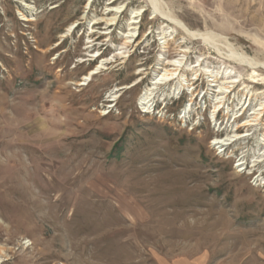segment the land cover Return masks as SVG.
Returning a JSON list of instances; mask_svg holds the SVG:
<instances>
[{
	"label": "rangeland",
	"instance_id": "1",
	"mask_svg": "<svg viewBox=\"0 0 264 264\" xmlns=\"http://www.w3.org/2000/svg\"><path fill=\"white\" fill-rule=\"evenodd\" d=\"M230 44L264 60V0H0V264H264V115L214 144L264 102Z\"/></svg>",
	"mask_w": 264,
	"mask_h": 264
},
{
	"label": "bare ground",
	"instance_id": "2",
	"mask_svg": "<svg viewBox=\"0 0 264 264\" xmlns=\"http://www.w3.org/2000/svg\"><path fill=\"white\" fill-rule=\"evenodd\" d=\"M140 13V12H138ZM162 13V11H161ZM164 14V13H163ZM166 16V14H165ZM133 18H136V14L133 16ZM130 21L131 24L133 23H138V19H133ZM170 18V17H169ZM175 18V17H174ZM115 18H112V20ZM172 20V19H171ZM174 20V19H173ZM172 20V21H173ZM178 20V19H177ZM175 21V20H174ZM179 21V20H178ZM183 31L186 35H188L189 37H191L192 39H200V40H204V41H213L214 42V37L215 34L213 36L212 33H206V32H201V31H197V30H191L190 28H188V26H186L184 24V26H182ZM131 29H136V27H132ZM212 32V31H211ZM133 33H136L133 32ZM130 36H133L130 35ZM218 36V35H217ZM131 40V38H130ZM210 44V43H209ZM212 44V43H211ZM226 47V46H225ZM228 47L231 49L229 53H225L226 57L230 60L233 61H237L242 65L248 66L251 68L252 70V81L253 82H258V78L259 76H262V74H259L258 70L259 69H264V60L263 61H257V59L255 60V58H251L250 56H248L245 53H239L237 52L235 49H233L231 47V44L228 45ZM217 49L219 50V52H222V50L217 47ZM184 52V55H182V57H175V58H171V59H166V62H164L165 64L167 63V65H169V67H163V69H161V71L153 78L152 80V85L150 87H148L147 90H145V92H143L140 97H139V102L146 108V107H150L153 105L152 101H156V97H157V93H156V85L159 84H168L170 82L176 81L177 83V87L176 90L178 92H180L181 89L184 88V86H190L189 81L186 79L185 74H181L180 70L182 69V67H184L185 65V58H186V52L187 49H183L182 50ZM223 53V52H222ZM236 62V63H237ZM199 65H201V63H199ZM101 68V65H99V67L97 69ZM162 68V67H160ZM227 69V68H226ZM98 70H94L93 73H97ZM198 70H195V74L197 75ZM211 78L209 79V81H211V86H216L218 88L219 93L217 94V99H218V103L214 106L215 110H219L220 107H224L227 105V103H229L228 101H230V96L233 93V91L235 90L237 83L240 81L241 79L239 78L238 75H235L234 72H229L228 70L226 72L223 73V75L220 77L223 78L222 81H220V83L218 84H213L216 80H218L219 75H209ZM88 77V76H87ZM264 79V77H263ZM241 85V84H240ZM248 87L245 86L242 90L246 91V97H245V101L242 104L239 112L242 111V114H247L248 112H246L247 110H251L250 115H248L246 118L242 117V121L238 122L237 118H238V112L237 113H233L232 115H229L230 117L228 119L234 118V122L235 124L230 126L228 128V130H230L229 133H227V135L225 136V138H219V140H215L214 144H218L220 145L219 147H226L229 146L231 144H233L234 142H236V140L242 139V138H246V136H248L250 134V129L246 130V132H242L239 131L240 128L242 127H249L252 126L253 128H259V125L262 122V116L264 115V102L257 104L255 106L252 105V100L253 97H255V95H257V93L252 92L251 90L247 89ZM249 94H251L250 96V101L247 103V99ZM229 105V104H228ZM229 106H227L228 108ZM189 109V108H188ZM229 109V108H228ZM226 109V110H228ZM187 112V110H186ZM229 114V113H228ZM264 124V123H263ZM252 128V129H253ZM264 129V127L262 128V130ZM256 130V129H255ZM258 130V129H257ZM261 130V129H260ZM262 138L260 137V140L263 141L262 144L264 143V132H262ZM264 149V148H262ZM262 152V150L260 151ZM264 161V150L262 153L259 154L258 158L256 160H254V164L253 165H257L259 162ZM243 164V163H242ZM260 171H262L260 169Z\"/></svg>",
	"mask_w": 264,
	"mask_h": 264
}]
</instances>
